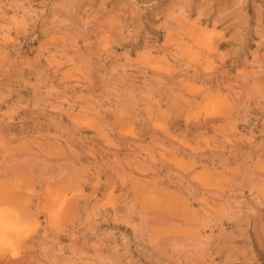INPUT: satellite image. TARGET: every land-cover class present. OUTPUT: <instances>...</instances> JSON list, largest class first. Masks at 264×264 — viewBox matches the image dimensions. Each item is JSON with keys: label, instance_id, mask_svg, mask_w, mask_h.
<instances>
[{"label": "rangeland", "instance_id": "1", "mask_svg": "<svg viewBox=\"0 0 264 264\" xmlns=\"http://www.w3.org/2000/svg\"><path fill=\"white\" fill-rule=\"evenodd\" d=\"M0 213L2 264H264V0H0Z\"/></svg>", "mask_w": 264, "mask_h": 264}, {"label": "bare ground", "instance_id": "2", "mask_svg": "<svg viewBox=\"0 0 264 264\" xmlns=\"http://www.w3.org/2000/svg\"><path fill=\"white\" fill-rule=\"evenodd\" d=\"M5 217L3 213H0V255H12L19 225L18 223H9L8 219H5ZM2 260L0 262L1 264Z\"/></svg>", "mask_w": 264, "mask_h": 264}]
</instances>
